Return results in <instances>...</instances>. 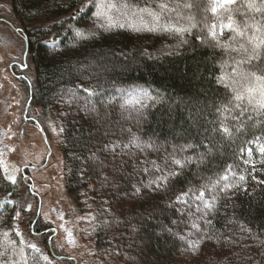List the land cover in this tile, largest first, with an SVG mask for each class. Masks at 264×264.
<instances>
[{
    "label": "trees",
    "instance_id": "obj_1",
    "mask_svg": "<svg viewBox=\"0 0 264 264\" xmlns=\"http://www.w3.org/2000/svg\"><path fill=\"white\" fill-rule=\"evenodd\" d=\"M86 2L11 0V7L28 29L32 102L45 112L65 98L72 102L62 147L66 189L78 203L88 194L105 204L102 214L110 219L98 226L97 249H131L140 256L129 259L131 264H193L192 256L201 251L233 252L248 233L259 244L253 263L264 264V160L252 164L264 145V112L246 100L236 107L233 99V89L247 83L244 73L264 75V48L249 62L238 51L245 44L251 54L246 40L219 27L228 24V16L241 27L264 26V13L249 10L248 0H236L230 11L217 14L210 11L211 0H126L128 8L121 6L125 0H104L116 5L109 20L95 16V6L80 12ZM161 2L174 10L158 21L132 7L159 12ZM44 21L49 26L43 27ZM213 24L216 38L209 34ZM130 85L145 86L155 101L129 112L115 99L108 101ZM221 125L231 135L220 131ZM171 156L190 160L180 168ZM166 160L163 174H174L153 184L161 175L153 165L163 167ZM228 169L244 179L226 192L217 187L212 210L177 199L188 189L212 187ZM17 194L0 163V264H24L21 252L27 264H63L62 257L44 249L49 241L40 252L24 241ZM34 226L45 239L44 227L38 221ZM189 241L200 248L193 250Z\"/></svg>",
    "mask_w": 264,
    "mask_h": 264
},
{
    "label": "rangeland",
    "instance_id": "obj_2",
    "mask_svg": "<svg viewBox=\"0 0 264 264\" xmlns=\"http://www.w3.org/2000/svg\"><path fill=\"white\" fill-rule=\"evenodd\" d=\"M11 6V0H0V163L4 171L15 169V183H12L18 193L13 198L18 207L19 232L25 242L40 249L44 248L45 240L49 241L45 246L48 250L44 249L62 257L63 264H131L129 259L140 257L131 249L123 251L110 246L98 250L96 247L98 226L100 223L104 226V221L110 219L102 214V209L106 210L102 200L93 196L89 199L87 194L78 203L67 192V165L62 147L72 105L70 98H65L48 112L35 104H30L26 111L30 91L35 87V69L28 54L23 82L9 72L10 61L20 63L24 59L27 47L26 36L22 32L26 34L28 30ZM49 23L44 21L41 25L47 27ZM144 93L151 98H145ZM107 99L109 102L115 99V103L122 104L125 112L142 110L155 101L143 85L120 87ZM261 160H264V153L258 148L252 164L256 165ZM225 175L228 177L226 181L220 179L215 188L205 190L206 199L215 196L217 187L226 192L231 187L225 188V184L233 187L240 181L241 175L232 169H228ZM197 190L191 188L185 191L188 195L180 194V201L203 206L195 199ZM37 221L45 229V239L43 233L35 229ZM244 237L245 244L237 246L233 252L224 248L218 253L201 251L199 255L192 256L193 264H254L252 258L259 244L248 233Z\"/></svg>",
    "mask_w": 264,
    "mask_h": 264
},
{
    "label": "snow or ice",
    "instance_id": "obj_3",
    "mask_svg": "<svg viewBox=\"0 0 264 264\" xmlns=\"http://www.w3.org/2000/svg\"><path fill=\"white\" fill-rule=\"evenodd\" d=\"M236 0H211V7L210 11L213 14H217L218 11H223L227 12L230 11L229 6L234 4ZM95 6L96 12L94 13L95 16L97 17H105L106 19H111L109 16V12L112 8H115L116 5L113 3H105L104 0H99V2H96V0H87L86 4L79 9L80 12H85L89 7ZM123 8H128L129 5L127 4L126 0L125 3L121 5ZM132 7H136L137 10L141 13L147 12L151 17H153L154 20H159L163 12L165 11H173L174 9H170L169 5L165 2H161L159 4V12L154 11L149 8H138V6L133 5ZM179 7V5H177ZM185 8H191L192 4L191 3H185L184 4ZM247 8L254 11V12H259V13H264V0H248L247 2ZM191 20L192 17H189ZM228 19V24L224 25L221 24L219 27L221 31L223 28L227 27L228 29L232 30L235 33V36L242 37L246 40L247 45L251 46V54H249V49L245 44H241L238 51H242L245 54H247V59L250 62L252 59L257 58L258 55V50L264 48V26H258V25H244L243 27L238 26L235 24V21H233L231 16L227 17ZM194 26V25H192ZM162 28L165 30H175L177 32H183L188 29H184L181 27H175L173 25H162ZM217 25L213 24L210 26V32L209 34L213 37H217V32H216ZM254 29V31H252ZM249 31H252L251 35H248L247 33ZM76 35L80 37H84L85 33L77 30ZM235 36L233 39H235ZM52 44H56L55 39L51 41ZM244 61L238 62L239 64H242ZM234 72L236 69L233 70ZM244 77L247 79V83L241 87L234 88L233 91L235 93L233 99L236 103V107H240V103L243 101H247L249 105H254L256 110L264 112V75H258L256 72H251V73H244ZM84 91L88 92V89H84ZM92 94V93H90ZM145 98H151L148 96L147 93H144ZM137 103H140V101H137ZM227 110V109H225ZM226 135H231V130L224 126L221 125V128L219 129ZM151 147V145H148ZM139 147V145H137ZM190 147V146H188ZM259 151L261 153H264V145H261L259 148ZM249 155H251V150H249ZM190 158H186L184 160L177 159L174 156L170 157V161L172 165L179 166L180 168H183L187 165L189 162ZM154 167H156L160 172L161 175L156 177L152 183L157 184L159 181H164L167 182L169 177L173 175L174 173L169 171L167 175H164V168L168 167V161L166 160L164 163V166L161 167L158 164H154ZM144 171H148L147 168L144 169ZM6 176L9 180H11L13 183H15V169L13 168L11 171L5 169ZM221 180L226 181L228 179L227 175L223 176L220 178ZM244 177L241 176L240 180H243ZM220 180H217L214 184H212V188H215L216 184H219ZM208 186H202L200 189L197 190L198 194L195 195V199L198 201H201L203 203V206L207 210H212L214 208V203L216 197L213 196L211 199H206L205 198V189ZM232 187L230 184H225V188ZM191 191V190H189ZM188 193H181V196H186ZM181 197L178 196L177 199L179 200ZM193 228H198L199 226L195 223L192 224ZM190 247L195 250L199 246V242L197 241H189ZM30 248L35 250L36 252H40V249L35 245L32 244L30 245ZM44 260H48L49 258L47 256L43 257ZM21 260L24 262V264H27V259L21 252Z\"/></svg>",
    "mask_w": 264,
    "mask_h": 264
},
{
    "label": "flooded vegetation",
    "instance_id": "obj_4",
    "mask_svg": "<svg viewBox=\"0 0 264 264\" xmlns=\"http://www.w3.org/2000/svg\"><path fill=\"white\" fill-rule=\"evenodd\" d=\"M22 34L24 35V32H22ZM25 41L27 40V37H25ZM26 45H27V41H26ZM28 51L27 53L25 52L23 54V60L22 62H18L16 60H12L9 63V72L10 74L18 80H21L23 82L24 78H25V74L24 71L27 69V64H26V57H27ZM32 93V90L30 91V95ZM27 114V113H26Z\"/></svg>",
    "mask_w": 264,
    "mask_h": 264
},
{
    "label": "bare ground",
    "instance_id": "obj_5",
    "mask_svg": "<svg viewBox=\"0 0 264 264\" xmlns=\"http://www.w3.org/2000/svg\"><path fill=\"white\" fill-rule=\"evenodd\" d=\"M30 104H35V103L32 102V97H31V95H29V98H28V101H27L26 111L28 110V107H29ZM35 105H36V104H35ZM36 106H37V105H36Z\"/></svg>",
    "mask_w": 264,
    "mask_h": 264
}]
</instances>
